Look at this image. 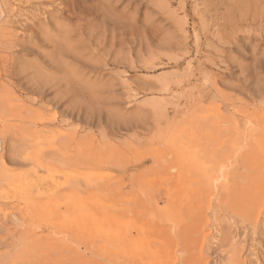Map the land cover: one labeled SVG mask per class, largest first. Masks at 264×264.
Instances as JSON below:
<instances>
[{"label":"rangeland","instance_id":"374dc122","mask_svg":"<svg viewBox=\"0 0 264 264\" xmlns=\"http://www.w3.org/2000/svg\"><path fill=\"white\" fill-rule=\"evenodd\" d=\"M0 1V107L57 120L0 119V264L151 263L164 247L152 224L178 244L169 264H264V0H72L76 15L62 0ZM79 17L78 57L51 65L35 32L74 35ZM227 192L256 199V234ZM119 227L136 243L124 255Z\"/></svg>","mask_w":264,"mask_h":264},{"label":"bare ground","instance_id":"6f19581e","mask_svg":"<svg viewBox=\"0 0 264 264\" xmlns=\"http://www.w3.org/2000/svg\"><path fill=\"white\" fill-rule=\"evenodd\" d=\"M101 1V0H100ZM23 2V1H22ZM37 2H39V3H44V2H52V3H56V1L55 0H25V3L26 4H28V5H30V6H32L33 5V3H37ZM84 3V1L83 0H80L79 2H78V5H82ZM95 3V2H94ZM6 4V3H5ZM49 4V3H48ZM85 4H88V3H85ZM97 4V3H96ZM0 5H1V7L4 5L1 1H0ZM22 5V4H21ZM25 5V4H24ZM47 5V4H46ZM60 5V7L62 6L64 9H65V11H67V13L69 12L70 14H72V15H76L77 14V12H76V10H77V2H74V1H72V0H62L61 1V3H59L58 5H56V6H59ZM5 6V5H4ZM3 6V7H4ZM55 6V7H56ZM98 6V5H97ZM101 6V5H100ZM33 7H35L34 5H33ZM54 7V8H55ZM41 8L42 7H40V10H41ZM63 8L62 9H59V10H61V11H63L64 12V10H63ZM78 8H80V7H78ZM4 9V8H3ZM48 9V8H47ZM6 10V9H5ZM37 10V9H36ZM12 11V10H11ZM18 11V10H17ZM54 11V10H53ZM84 11V10H83ZM2 12H4V11H2ZM1 12V13H2ZM14 12V11H13ZM46 12V11H45ZM103 13H105V12H103ZM3 14V13H2ZM1 14V15H2ZM5 14V13H4ZM12 14V13H11ZM37 14H38V12H37ZM45 14V13H44ZM90 14L91 15H93L94 17H95V14H97V12L95 11V10H93V11H91L90 12ZM99 14V13H98ZM0 15V16H1ZM7 16V15H6ZM43 16V15H42ZM12 17V16H11ZM85 17V16H84ZM113 17V16H112ZM6 18V17H5ZM88 18V17H87ZM131 18V17H130ZM53 19V18H52ZM75 19V18H74ZM127 19H128V17H127ZM126 19V20H127ZM5 20V19H4ZM10 20V19H9ZM99 20H100V18H99ZM98 20V21H99ZM125 20V21H126ZM5 21H7V19L5 20ZM90 20H87L86 21V18L84 19V18H82V17H79V20H78V23H77V25H76V27H77V29H75V31H76V34H74V35H68V31H63V29H62V31H60V32H58V33H56L54 36H53V34H50L48 31H38V32H35V35H41V37L44 39V40H48L49 42H50V44L53 46V49H54V51H55V53L56 54H54L53 55V57H52V59L49 61L50 62V64L51 65H57L58 66V68H59V65H62V66H65V67H68V63H66V61L68 60V56H70L71 54H75V55H71V56H75L76 58L78 57V55H77V53H79L77 50H76V46H78V44L82 41L83 42V40L86 38V35H85V32L83 33V29H84V27H85V25H89V22ZM4 22V21H3ZM14 22V21H13ZM130 22V21H129ZM5 23V22H4ZM7 23H8V21H7ZM11 23H12V21H11ZM94 23V22H93ZM102 23V22H101ZM106 23V22H105ZM9 24V23H8ZM8 24H6V25H8ZM96 24V23H95ZM99 23H97V25H98ZM103 24V23H102ZM110 24V23H109ZM125 25V24H124ZM127 25V24H126ZM134 25V24H133ZM132 25V26H133ZM105 26V25H104ZM111 26V25H110ZM131 26V27H132ZM135 26V25H134ZM120 27H121V24H120ZM1 28V27H0ZM101 28V27H100ZM111 28V27H110ZM127 28V27H126ZM148 28H150V27H148ZM93 29V28H92ZM128 29V28H127ZM134 29H136V28H134ZM85 30V29H84ZM111 31V30H110ZM128 31V30H127ZM130 31V30H129ZM147 31V30H146ZM150 31V30H149ZM156 31V30H155ZM13 32V31H12ZM57 32V31H56ZM152 32V31H151ZM109 33V32H108ZM107 33V34H108ZM156 33V32H155ZM13 34H14V32H13ZM34 34V33H33ZM90 34V33H89ZM95 34V33H94ZM103 34V33H102ZM106 34V33H105ZM104 34V35H105ZM107 34L105 35V36H107ZM15 35V34H14ZM95 35H97V38H103V37H101V35L99 34H95ZM112 35V34H111ZM134 35V34H133ZM141 35H143V33L141 34ZM147 35V34H146ZM151 35V34H150ZM90 36H91V34H90ZM152 36V35H151ZM56 37V38H55ZM114 37V36H113ZM78 38V39H77ZM92 38V37H91ZM90 38V40H89V42H90V44H92L93 45V39H91ZM127 38V37H126ZM129 38V37H128ZM42 39V40H43ZM116 39V38H115ZM37 41H42L41 40V38H39V39H36ZM76 40H79V41H77V43H75L76 42ZM119 40V39H118ZM132 40V39H131ZM99 41V40H98ZM102 41V40H101ZM17 42H19V43H23V41L21 40V41H17V39H15V40H12L11 41V43H7L6 44V46H11V45H14V43L16 44ZM45 42H47V41H45ZM100 42V41H99ZM109 42H111V45H110V48L114 45V41L112 40H110ZM126 42V41H125ZM5 43V42H4ZM44 43V42H43ZM103 43V42H102ZM102 43H100V44H102ZM117 43V42H116ZM118 43H119V41H118ZM30 44V43H29ZM89 44V45H90ZM104 44V43H103ZM21 45V44H20ZM107 45V43L105 44V46ZM128 45V44H127ZM84 46V45H83ZM94 46V45H93ZM95 47V46H94ZM100 47V46H99ZM117 47V46H116ZM6 48V47H5ZM11 48V47H10ZM82 48V47H81ZM88 48V47H87ZM90 48V47H89ZM8 49V48H7ZM52 49V50H53ZM101 49V48H100ZM104 49H102V51H103ZM79 51H82V50H79ZM100 51V50H99ZM117 51V50H116ZM101 52V51H100ZM111 54V53H110ZM77 55V56H76ZM118 55V54H117ZM81 58V57H80ZM44 59V58H43ZM117 59V58H116ZM45 60V59H44ZM69 63H72V61H70ZM114 63V62H113ZM119 63V62H118ZM45 64H47V63H45ZM49 64V65H50ZM109 64V63H108ZM151 64V63H150ZM78 66V65H77ZM93 66H95V65H93ZM155 66V65H154ZM44 67H46V68H48V66H45L44 65ZM150 67H151V65H150ZM69 68V67H68ZM107 68V67H106ZM64 68H62V70H63ZM129 69V68H128ZM10 70H12V69H10ZM68 70V69H67ZM61 71V70H60ZM9 72V71H8ZM15 73H17V72H15ZM11 74V73H10ZM14 74V73H13ZM19 74H20V71H19ZM22 74H23V72H22ZM40 74H41V72H40ZM73 74V73H72ZM18 75V74H17ZM21 75V74H20ZM11 76V75H10ZM9 76V77H10ZM12 76H15V75H12ZM22 76V75H21ZM42 76V75H41ZM69 76V75H68ZM72 76V75H71ZM73 76H75V78L77 77H79V74L78 73H75V74H73ZM72 76V77H73ZM13 78H15V77H13ZM74 78V79H75ZM42 79V78H41ZM73 79V78H72ZM40 80V79H39ZM47 80V79H46ZM67 80V79H66ZM68 81H69V78H68ZM72 81V80H71ZM49 83V82H48ZM84 83V82H83ZM91 83V82H90ZM71 84V83H70ZM87 84V83H86ZM89 84V83H88ZM92 85V84H91ZM99 85V84H98ZM106 85V84H105ZM111 85V84H110ZM0 86H2L1 85V82H0ZM45 86H46V84H45V80H44V82H43V80H40L39 82H37L36 83V90H40V92L43 94L44 93V91H42V90H44L45 89ZM76 86V85H75ZM74 86V87H75ZM65 87V86H64ZM107 87V86H106ZM4 88V87H3ZM19 88V87H18ZM86 88H88V87H86ZM92 88V87H91ZM93 88H94V86H93ZM98 88H99V86H98ZM105 88V87H104ZM151 88V87H150ZM21 89V88H20ZM88 89H90V88H88ZM95 89H96V87L94 88V89H91L92 90V92L93 93H96V91H95ZM142 89V88H141ZM4 91H6L5 89H3ZM78 90V89H77ZM76 90V91H77ZM105 90V89H104ZM107 90V89H106ZM110 89H108V91H109ZM22 91H27V89H22ZM70 92L71 91V87H70V89L68 88L67 89V91L66 92ZM113 91V90H112ZM147 91V90H146ZM149 91V90H148ZM1 92V91H0ZM9 92H11V91H9ZM157 92V91H156ZM243 92V91H242ZM26 93V92H25ZM40 93V94H41ZM62 93V92H61ZM71 93V92H70ZM99 93V92H98ZM102 93V92H101ZM1 94H3V93H1ZM5 95L7 94V92L6 93H4ZM9 94V93H8ZM14 94V93H13ZM38 94V93H37ZM78 94V93H77ZM12 95V94H11ZM25 94H23L22 96H24ZM65 95V94H64ZM73 95H75L74 93H73ZM110 96H111V94H109ZM113 95V94H112ZM252 95V94H251ZM13 96V95H12ZM11 96V97H12ZM29 97V96H28ZM15 98H16V96H15ZM21 98V97H20ZM19 98V99H20ZM75 98V97H74ZM73 98V99H74ZM7 99V98H6ZM18 99V100H19ZM113 99V98H112ZM115 99V98H114ZM10 100V99H9ZM16 100V99H15ZM107 100H109V99H107ZM111 100V99H110ZM28 101V100H27ZM32 101V100H31ZM30 101V102H31ZM35 101V100H34ZM42 101V100H41ZM12 102V101H11ZM74 102V101H73ZM83 102H86V101H83L82 100V103ZM236 102V101H235ZM243 102V101H242ZM9 103V102H8ZM12 103H14V102H12ZM21 103V102H20ZM32 103H33V101H32ZM42 103V102H41ZM4 104H5V101H4ZM24 104V103H23ZM23 104H21V105H23ZM38 104H40L39 102H38ZM66 104V103H65ZM84 104V103H83ZM86 104V103H85ZM2 106V105H1ZM24 106V105H23ZM25 106H27V105H25ZM40 106V105H39ZM45 106V105H44ZM90 106V105H89ZM14 107V106H13ZM12 106H9L8 108H7V105L6 106H2V107H0V119H3L5 116H10V119H8V121L9 120H11V117H13V116H17L18 118H20V121L23 123V124H25V123H28V128H37V127H44V126H47V125H54L55 123H57V120L56 119H48V118H46L45 116H42V115H34L35 117H30V116H27V117H23L22 116V112L19 114V113H17V114H15L14 112L16 111L14 108H13ZM75 107V106H74ZM102 107V106H101ZM68 108V107H67ZM84 108V107H83ZM92 108V107H91ZM18 109V108H17ZM32 109V108H31ZM85 109H87L86 108V106H85ZM93 109V108H92ZM90 110V109H89ZM19 111V110H18ZM88 111V110H87ZM101 111V110H100ZM103 111V110H102ZM31 113H32V115H33V112L32 111H30ZM76 112V111H75ZM27 113V112H26ZM28 113H29V111H28ZM74 113V112H73ZM72 113V114H73ZM95 113V112H94ZM44 114V113H43ZM93 114V113H92ZM116 114V113H115ZM24 115V114H23ZM55 115V114H54ZM53 115V116H54ZM98 115V114H97ZM100 115V114H99ZM56 116V115H55ZM59 116V115H58ZM83 116H84V114H83ZM103 116V115H102ZM108 116V115H107ZM110 116V115H109ZM112 116V115H111ZM114 116V115H113ZM117 116V114L115 115V117ZM120 116V115H119ZM122 116H125V114L124 115H122ZM114 117V118H115ZM59 118V117H58ZM83 118V117H82ZM109 118V117H108ZM118 118V117H117ZM121 118H123V117H121ZM120 118V119H121ZM133 118V117H132ZM6 119H7V117H6ZM91 119V118H90ZM101 119V118H100ZM125 119V118H124ZM128 119V118H127ZM4 120V119H3ZM15 120V119H14ZM19 120V119H18ZM59 120V119H58ZM68 120V119H67ZM80 120V119H79ZM88 120V119H87ZM86 120V121H87ZM103 120V119H102ZM113 120V119H112ZM119 120V119H118ZM129 120H131V119H129ZM7 121V122H8ZM60 121V120H59ZM84 121V120H83ZM17 122V121H16ZM66 122V121H65ZM109 122V121H108ZM112 122V121H111ZM117 123H118V121H116ZM115 122V123H116ZM129 122V121H128ZM81 123H82V121H81ZM92 123H93V121H92ZM97 123V122H96ZM106 123H107V121H106ZM124 123V122H123ZM122 123V124H123ZM3 124V123H2ZM9 124V123H8ZM7 124V125H8ZM11 124H12V122H11ZM14 124V123H13ZM16 124V123H15ZM79 124V123H78ZM100 124H102L101 122H100ZM127 124V123H126ZM1 125V124H0ZM97 125V124H96ZM111 125H113V123L111 124ZM124 125V124H123ZM122 125V126H123ZM130 126H131V124H129ZM128 125V126H129ZM5 126V125H4ZM12 126V125H11ZM11 126H9L10 128H11ZM19 126V125H18ZM87 126H88V124H87ZM119 126V125H118ZM143 126V125H142ZM141 126V127H142ZM7 127V126H6ZM105 127V126H104ZM126 127V126H125ZM4 128V127H3ZM13 128V127H12ZM18 128H20V126L18 127ZM22 128V127H21ZM114 128V127H113ZM140 128V127H139ZM41 129V131H42V128H40ZM118 129V128H117ZM119 129H120V127H119ZM129 129V128H128ZM3 130V129H2ZM25 130V129H24ZM44 130V129H43ZM76 130V129H75ZM125 130V129H124ZM26 131V130H25ZM33 131V130H32ZM31 131V132H32ZM74 131V130H73ZM79 131V130H78ZM120 131V130H119ZM129 131V130H128ZM20 132H21V130H20ZM72 132V131H71ZM3 133V132H2ZM19 133V132H18ZM30 133V132H29ZM51 133V132H50ZM72 133H74L75 134V132H72ZM40 134V133H39ZM43 135V134H42ZM63 135H65V134H63ZM63 135H60V136H63ZM55 136V135H54ZM70 136H71V134H70ZM4 138V137H3ZM54 138V137H53ZM52 138V139H53ZM2 139V138H1ZM35 141V140H34ZM46 141V140H45ZM72 141V140H71ZM4 142V141H3ZM21 143V142H20ZM22 144H23V142H22ZM61 145H63V144H61ZM30 147V146H29ZM39 148V147H38ZM65 148V147H64ZM55 151V153H56V150H54ZM62 151V150H61ZM44 154V153H43ZM50 155V154H49ZM57 155V154H56ZM59 155V154H58ZM65 155V154H64ZM38 156H40V155H38ZM42 157H43V159H44V156L43 155H41ZM65 157V156H64ZM61 158V157H60ZM59 159V158H58ZM62 160V159H61ZM63 160H64V158H63ZM67 162H69V161H67ZM83 164V163H82ZM109 164V163H108ZM84 165V164H83ZM100 166V165H99ZM264 168V167H263ZM241 176V175H240ZM234 178H236L235 177V175H234ZM242 179V178H241ZM248 179H255V178H253V177H248V176H245V180H248ZM242 181H244V180H240V181H235V184L232 186V187H230L231 189L233 188L234 190H240V189H242L244 186H243V183H242ZM253 181V180H252ZM250 182V181H249ZM253 183V182H252ZM31 185H29V186H27V188H29ZM35 185H33L32 184V186L31 187H34ZM252 186V185H251ZM253 188H254V185L252 186ZM35 188V187H34ZM230 191V190H229ZM249 191V190H248ZM247 192V191H246ZM228 193V192H227ZM229 195H230V197L232 198V197H234L235 199H237V197H238V199H240L241 201H237L236 202V204L234 203L233 204V206H232V208H231V211H229V212H232V214H233V216L236 218V219H239L242 223H246V225H247V223H249L250 225H251V227H253L252 229L254 230V233L256 232V227H258L257 226V223H258V217H259V215L258 214H255V212H254V206H255V201H256V199H254L253 197H250V199H248V200H242V197H241V194L239 195L237 192L236 193H234V192H229L228 193ZM27 210V209H26ZM262 210V209H261ZM260 212V211H259ZM224 213V212H223ZM230 215V214H229ZM264 215V214H263ZM231 217V216H230ZM232 220V219H231ZM253 221H255V223H253ZM264 221V220H263ZM232 222V221H231ZM233 222H235V221H233ZM119 223V222H118ZM241 223V224H242ZM176 224V223H175ZM220 224V223H219ZM229 224V223H228ZM231 225V224H230ZM235 226V225H234ZM249 226V225H248ZM241 228V227H240ZM244 228V227H243ZM248 228V227H247ZM123 227H119V232H118V234H117V241H118V244H119V247L121 248V251H120V253H121V255H124L125 253H126V251H125V247H127L126 249H128V250H130V249H133L135 246L134 245H136V243H134V241L131 239V237H129V236H127L126 234H125V232H123ZM150 231H149V237H150V239H148V241L150 242V244L151 245H157V244H162V245H164V247H157V248H154V250L152 251V253H151V260H152V262L151 263H147V264H169V262H167V260H168V258L166 257V256H164L165 258H163V257H161V254H162V252L164 253V249L166 248V247H168V248H170L171 249V247H173L174 245H176V246H178V244L176 243L175 244V242H174V240H173V234L171 235V234H169L170 232L168 231V232H166L164 229H162V228H160L159 226H157V225H155V224H152L151 225V227H150ZM250 229V228H249ZM173 230V229H172ZM230 230V229H229ZM177 231V230H176ZM227 231V230H226ZM178 232V231H177ZM259 232V231H258ZM175 234V233H174ZM225 234V233H224ZM232 234H234V232L232 233ZM248 234V233H247ZM256 234V233H255ZM226 235V234H225ZM231 235V234H230ZM56 236V235H55ZM154 237V238H151V237ZM199 236V235H198ZM38 237V236H37ZM201 237V236H200ZM234 237V236H233ZM242 237V236H241ZM251 237V236H250ZM249 237V238H250ZM229 238V237H228ZM236 237H234V239H235ZM158 239H160V243L158 242L159 240ZM177 239V238H176ZM205 239H206V236H205ZM233 239V240H234ZM239 239V238H238ZM241 239V238H240ZM245 239V238H244ZM243 239V240H244ZM253 239V238H252ZM236 240V239H235ZM246 240V239H245ZM250 240V239H249ZM144 241V240H143ZM225 241V240H224ZM57 242V241H56ZM202 242V241H201ZM117 244V245H118ZM57 248V247H56ZM173 248H175V246L173 247ZM239 248V247H238ZM117 249V248H116ZM207 249H209V248H207ZM215 249V248H214ZM220 249V248H219ZM244 249V248H243ZM127 250V251H128ZM156 250V251H155ZM176 251V250H175ZM208 251V250H207ZM192 252V251H191ZM202 252H203V247H201L200 248V253H201V255H202ZM174 253H176V252H174ZM210 253V252H209ZM234 253V252H233ZM240 253V252H239ZM226 254V253H225ZM184 255V254H183ZM224 255V254H223ZM234 256H236V255H234ZM242 256V255H241ZM251 256V255H250ZM179 257V256H178ZM233 258V257H232ZM182 259H184V258H182ZM230 259V258H229ZM181 260V259H180ZM237 260V259H236ZM236 260L233 258L232 260H231V262L233 261V264H238V262H236ZM238 261V260H237ZM181 263V262H180ZM182 264H200V261H198V262H196V261H194L193 260V258L192 259H184V260H182Z\"/></svg>","mask_w":264,"mask_h":264}]
</instances>
